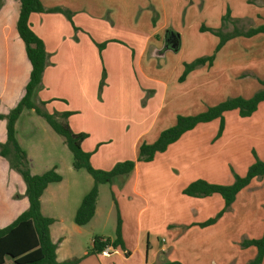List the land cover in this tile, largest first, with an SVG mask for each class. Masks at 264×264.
<instances>
[{"label":"crops","instance_id":"0c3cea01","mask_svg":"<svg viewBox=\"0 0 264 264\" xmlns=\"http://www.w3.org/2000/svg\"><path fill=\"white\" fill-rule=\"evenodd\" d=\"M40 1L45 8L59 6L74 9L75 12L73 25L77 30H74L68 19L60 13L35 12L30 14V26L44 41L46 49L60 52L61 58L69 59L73 57L71 52H74L75 57H77V51H91L94 54L98 52L95 43L106 41L101 52V60L109 72L107 90L104 89L107 91L106 100L104 96V101H95L89 106L91 100L88 99L85 108H89V113L98 119L97 123H100V128L104 129L105 123L110 132L117 131V133L113 138L108 133L104 134L106 137L100 138L99 134V137L93 139L94 147L91 148L84 147L87 139L81 144L85 151L91 152L90 159L98 155V163L101 164L99 167L104 169H110L115 162H118L115 161L117 160L115 159L116 152L109 149L104 151L106 147L124 148L126 145L128 149L124 158L134 159L141 142H153L160 131L166 128L164 127L166 121H170L173 125L177 115L197 114L227 97L248 98L261 87L258 79L264 80V33H257L250 37L237 36L228 40L215 53L211 66L204 64L196 67L187 74L183 82H180V85H185L192 78L187 94H168L169 84L176 85L175 80H178L181 74L178 70L181 65V56L171 67L168 66L169 64L161 65L160 60L157 70H154L156 65L152 61L156 56H161L160 50L163 45L164 48L173 50L165 46V34L168 30L174 31L179 38L178 49L174 51H179L181 45L188 42L193 49L198 51L202 47L205 48L194 58L210 55L211 53L206 52L209 50L213 52L218 37L208 31H200V27L214 29L221 27L223 31H231L234 25L241 31L257 27L264 23V0ZM18 7L17 0H4L0 9V51L11 59L10 57L14 55H9L8 49L10 51L11 45H15L19 58L27 63L24 45L16 38L14 32ZM227 13L230 20L222 23V18ZM154 15L156 16L155 22L152 21ZM80 19L97 22V27L92 29V33L88 29L89 34H87L85 27L77 22ZM178 19L190 20V22L180 26L176 22ZM242 21H248V26L240 28L238 23ZM228 25L232 28L229 29ZM188 31L189 34H187ZM9 36L11 41H9ZM146 53H149L147 57H145ZM80 55L82 56V53ZM99 57H95L96 69H98L95 84L96 80L98 81L101 64ZM55 58L56 56L50 57V64L46 67L42 79L44 88L37 93L43 100L49 99L45 92H49L50 82L57 73L53 70L57 65L56 60L51 62ZM145 62L153 63L151 64L153 68L149 72L144 70ZM116 68L119 78L118 86L123 83V87L118 90L130 89L137 94L110 93H116L112 86L114 80L110 77ZM29 69L30 66L27 64V73ZM126 74L129 77H126ZM74 81L79 83L80 79ZM96 85L92 87V94L96 93ZM110 86H112L111 89ZM65 88L66 94H72L73 91L76 94L88 93L84 90L83 84H79L78 87L70 84ZM200 89L204 91L201 92ZM147 91H152V93L146 94ZM227 94L230 95L227 96ZM19 96L21 94H12L14 98ZM2 97L3 95L0 94V101ZM78 101L79 99L77 103H74L75 108L80 106ZM46 106L50 107V104ZM103 116L107 119L104 120ZM92 122L95 120L92 119ZM224 122V129L219 138L214 139L219 119L199 123L194 129L187 131L176 142L170 144L166 151L157 153L152 161H136L121 187H118L116 182L109 184L110 192L113 193L117 202L122 221V237L126 250L129 251L128 255L117 247L107 249L106 254L86 255L87 251H85L80 257L60 259L58 253L62 239L60 237L57 241L54 240L51 233V226L56 223L57 218L44 213V210L46 206L54 202V196L49 194V189L53 184L63 182V176L57 164L53 163L45 167L49 169L55 166V170L62 176L59 182L49 183L40 197L42 213L54 218V222L50 225V235L52 240L57 242V260L80 258L79 262L73 264H94L93 259L100 256L108 260L114 258V264H168L173 260H178L183 264H246L253 259L257 252L256 247L251 245L242 248L240 242L243 239L259 238L264 232V176L252 179L236 194L234 201L222 216L215 223L205 227H200L197 223L214 216L223 208L222 197L214 193L203 198L188 199L189 196L183 194L185 196H181L183 201L179 200L182 189L195 180L193 178H202L211 183L231 184L234 180L232 170L240 176L245 175L254 157L251 154V156L235 158L239 154L237 150L239 140L236 141L235 138L251 140L252 144L259 146L255 147L257 156L264 159V101L260 102L257 110L248 117H240L237 110L224 112ZM131 129L136 130L133 138L129 144L123 145L121 138ZM227 135L228 139H226ZM183 137L187 138L183 139ZM3 138L4 136L0 137V140ZM103 140H107L109 144ZM98 142L100 143L97 144ZM182 156L193 157L190 167H183L182 173L174 167H168V157L173 159ZM157 159L161 160L158 163L160 166L151 168L150 165ZM0 161L4 168L8 167L13 171L4 158L0 157ZM31 167L32 173L37 172L33 168L34 165L33 169ZM185 174L191 179L185 181ZM12 179L16 187H11L6 195L1 193L0 188V227L10 223L28 207L24 182L17 173L12 174ZM160 180H164L165 185L159 188V194L170 201L168 203L167 200L166 203L163 202V206H158L163 211L160 215V227L168 237L166 240L156 239L151 245L148 240L139 235L140 230H138L134 239L128 240L124 233V220L134 222L139 227L142 217H151L152 213H156V209L148 212L151 206L149 197L152 194L149 188ZM92 185L93 179L75 199V211ZM101 185L98 186V198ZM98 198L94 216L87 224L97 219ZM44 201H46V206H44ZM159 202H161L160 199ZM113 207L115 208L114 201Z\"/></svg>","mask_w":264,"mask_h":264},{"label":"trees","instance_id":"16d2710c","mask_svg":"<svg viewBox=\"0 0 264 264\" xmlns=\"http://www.w3.org/2000/svg\"><path fill=\"white\" fill-rule=\"evenodd\" d=\"M17 2L19 7L14 22V32L16 38L24 45L27 63L24 59L19 58V60L21 59L22 66L18 63V68H16L19 75L23 76L26 73V79L24 81L23 93L18 99L14 98V102L16 103L7 111H0V122L2 120L5 122L4 138L0 140V157L7 160L6 158L11 155L13 156L12 162L7 161L9 167L21 177L25 184L28 207L19 213L10 223L0 227V264H73L79 262L80 258L63 261L57 260V242H54L50 235V225L54 222V218L44 215L41 211V195L49 183L59 182L62 176L55 170V166L39 174H34L29 170L26 152L21 148L16 138L15 129L16 121L24 110H33L46 121L55 133L62 136L68 150L72 154V168L76 170L83 168L93 179L92 187L82 197L73 217L74 223L81 226L87 224L94 216L99 191L98 186L100 184H112L116 182L118 187H121L125 182L126 176L132 171L136 161H152L157 153L166 151L170 144L176 142L187 131L194 129L199 123H207L214 119H219L214 139L219 138L225 124L224 112L237 110L240 117H248L257 110L259 103L264 101V80L258 79L261 87L248 98L242 96L228 97L197 114L177 115L175 124L161 130L153 142H142L139 145L136 159L118 161L110 169L95 168L90 162L91 152L85 151L81 146L86 134L73 132L66 121L61 120L67 118L71 112H49L46 109L48 101L41 100L40 98L37 101L33 99L35 92L37 93L44 88L42 78L46 67L50 64V54L46 51L44 41L32 30L29 22L30 14L35 12L61 13L71 22L74 30H77L71 20V11L59 6L45 8L40 0H17ZM3 4L4 0H0V9ZM229 20V14L227 13L223 16L222 23ZM152 21H156L155 15ZM200 31H208L214 34L218 37V42L210 55L200 56L191 62L183 63V70L177 80L179 83L183 82L187 74L196 67L204 64L211 66L215 53L228 40L237 36L250 37L257 33H264V23L257 27L249 28L246 31L239 30L235 25L231 31H223L221 27L214 29L205 26H201ZM9 41H11V37ZM95 44L101 58V52L106 45V41ZM10 58H14V56ZM8 60L10 61L11 59ZM27 64L30 66L28 73ZM101 74L98 94L102 92L101 85L105 83V79L107 78L104 66H102ZM150 92L152 93V91H149L146 94ZM3 98L4 95L1 101ZM252 155L254 161L249 165L244 176H240L232 170L234 180L231 184L211 183L205 179L198 178L188 183L182 189V194L195 198H203L218 193L224 201V206L220 211L205 221L197 223L198 226L205 227L215 223L230 207L236 194L242 188L247 186L252 179L264 176V159H260L254 150H252ZM111 196L116 211L115 236L111 239L102 235H94L91 240V247L88 248L86 255H98L106 249H116L117 247L125 251L126 255L129 254L122 237V221L117 202L113 193H111ZM251 245L256 247L257 252L254 258L246 264H263L264 232L259 238L243 239L240 242L242 248ZM168 264L183 263L173 260Z\"/></svg>","mask_w":264,"mask_h":264},{"label":"rangeland","instance_id":"374dc122","mask_svg":"<svg viewBox=\"0 0 264 264\" xmlns=\"http://www.w3.org/2000/svg\"><path fill=\"white\" fill-rule=\"evenodd\" d=\"M72 5L73 2H71ZM71 11V20L74 24V9L67 8ZM61 14V13H60ZM77 14V13H76ZM138 14V13H137ZM63 15V14H62ZM64 16V15H63ZM90 18V17H89ZM69 21V20H68ZM76 21V20H75ZM70 22V21H69ZM79 24H82V27H85V32L89 34L88 29L90 33H92V29L96 28L97 22H93L91 20L87 19H80L77 20ZM179 23L180 26L186 25L190 22V20L185 19H178L176 21ZM71 23V22H70ZM248 21H242L238 23L240 28L247 27ZM229 29L232 28L231 25H228ZM83 29V28H82ZM40 31H42L40 29ZM189 34V31L188 33ZM91 35V34H90ZM205 48L202 47L200 51H204ZM48 54H50V57L56 56L55 59H53L51 62H54L56 60V67L53 68V70L57 71L56 75L53 77L51 84V88L49 92H45V94H48V98L44 101H48L46 105L50 104L49 106H46V109L49 112H64L69 111L71 112L67 118L61 119L63 121H66V123L69 125L70 129L75 133H85L87 139L84 143L85 148H91L94 147L93 139L96 137L100 138L106 137L104 134L108 133V135H111L113 138L115 133L117 131L110 132V130L107 129L106 124L104 123V129L100 128V123H97L98 119H95L89 112V108H85V106L89 101L92 105V102H102L104 101V96L106 100L107 95V86L108 81L107 78L105 79V83L102 84V92L98 94V87L100 78L102 76V66H106L104 62L99 57V53L95 52L92 54L91 51H82V52H76L77 57L74 56V52L72 53V58L65 59L61 58L60 52H55L53 50L46 49ZM151 51V49H150ZM200 51L193 49L189 45L188 42L181 45V48L179 51H174L171 49L164 48V45L162 46L160 53L161 56H156L155 59L152 61L155 62L154 70L159 69V61L161 60V65L165 66V64H169L168 66L171 67L175 63V60L179 56L182 57L181 65L179 70L182 72L183 70V63L184 62H191L194 60L195 56L200 53ZM9 55H14V58H11V60H8V57L4 56V54H0V94L4 95L3 100L0 102V111H7L10 109L16 102H14V97H12V94H22L24 91V81L26 79V73L24 75H19L17 68L18 63L20 66H22L21 59L19 60L18 51L15 45H11L10 51L8 49ZM82 53V56L80 55ZM138 53V52H137ZM208 53H212V50H209ZM149 53H146V56ZM59 55V56H58ZM81 56V57H80ZM95 57H99L100 60V68H99V74H98V81L96 80L95 84V77H96V64L97 61H95ZM16 58V59H15ZM189 60V61H188ZM146 61V60H145ZM151 63L145 62L143 64L144 70L150 71ZM17 67V68H16ZM169 70L168 68H164ZM5 71V72H4ZM107 74L109 73L106 69ZM129 72V70H128ZM178 72V71H177ZM117 68L114 69L113 74L111 73V78L114 80V83H112V86L115 88V92H110L111 94H137L133 90L130 89H120V87H123V83L121 86L119 85V78L117 77ZM128 74V73H127ZM125 75L126 77H129L128 75ZM177 74V73H176ZM22 76V78H21ZM108 77V76H106ZM43 79V78H42ZM80 82L82 80V83L75 82L74 80H79ZM192 78L189 79V81L185 85H180V83L175 80L176 85H172V83L169 84V91L168 94H187V90H190V81ZM112 81V80H111ZM72 86L78 87L79 84H83L84 90H86V94H76L74 91L72 94H66L65 87L66 86ZM96 85V93L92 94V87ZM147 85V84H146ZM110 86V89L111 87ZM118 86V88H117ZM176 86V87H173ZM148 88V87H147ZM82 89V88H80ZM106 89V90H104ZM109 89V90H110ZM118 90V91H117ZM199 91H204L203 89H200ZM149 91H147L148 93ZM38 93V92H37ZM35 92L33 99L37 101L39 98V95ZM151 93V92H150ZM149 93V94H150ZM230 94H227L229 96ZM228 98V97H227ZM18 99V98H15ZM79 99V107L75 108L74 103H77V100ZM43 100V99H41ZM210 100V99H209ZM72 101V102H69ZM211 101V100H210ZM84 106V107H83ZM88 106V107H89ZM41 107V106H40ZM193 112H197L196 110H191ZM165 112V111H163ZM188 115L187 113H185ZM170 117V116H169ZM92 119L95 120V122H92ZM103 119H107L106 116H103ZM3 122V123H2ZM0 122V137H3L5 134V122L2 120ZM174 125V124H173ZM170 121H166L164 123V127H171ZM209 128V127H208ZM16 138L21 146V148L26 152L27 156V166L30 170V166L33 167L37 172L34 173H40L44 171L45 167H49L53 163L57 164L59 167L60 174L63 176V182L53 184V186L49 189V194L51 193L54 196V202L46 206V201H44V206H46L44 213H49L50 215H53L57 218L56 223H54L51 226V233L54 240H58L61 237L62 244L59 249L58 255L62 258L67 257H80L84 254L85 251L89 247H91V240L94 235H102L105 237H114L115 233V225H116V211L113 207V200L111 198V192L109 189V184H102L100 187L99 192V198H98V215L97 219L89 224L85 225H76L73 221L74 213H75V199L79 195V193L85 188L87 183L89 181H92V177L83 169H73L72 168V154L68 150L64 138L57 133H55L50 126L46 123V121L39 117L33 110H24L20 116L18 117L16 124ZM218 129V128H217ZM163 130V129H162ZM136 130L131 129L129 132H125L124 135L121 138V142L124 144H129L131 139L133 138V135ZM113 133V134H110ZM199 133H202L199 131ZM187 136V135H185ZM187 137H183V139H186ZM229 136L227 135L228 139ZM234 138V137H233ZM84 139V140H85ZM238 142L237 150L239 154L235 158H243L251 156L252 150L255 151V147H259L255 144H252L251 140L243 139V138H235ZM248 141V142H247ZM103 142H109L107 140H103ZM144 142V141H143ZM98 142L97 144H99ZM142 143V142H141ZM96 144V145H97ZM105 145V144H104ZM124 148L116 147V148H109L106 147L104 149L107 150H114L116 152L115 161H123L125 160V154L127 153L126 150L128 149V146L124 145ZM96 147V146H95ZM256 153V152H255ZM29 156V157H28ZM137 154L134 159H136ZM98 155L95 156L93 159H90L91 164L95 168L104 169L102 167H99L101 164H99ZM8 161H13V156H9L6 158ZM119 159V160H118ZM193 157L189 156H182L178 158L168 157L167 161L169 163L168 167H174L177 170H179L181 173L184 171L183 167H190V164L192 163ZM6 160V161H7ZM7 161V162H8ZM159 161L160 159H157L155 162H153L150 167L151 168H157L160 166ZM142 162V161H141ZM116 163V162H115ZM114 163V164H115ZM9 164V163H8ZM113 164V165H114ZM47 165V166H46ZM107 165V164H105ZM31 167V168H32ZM32 168V169H33ZM169 168V169H170ZM34 171V170H33ZM186 171V170H185ZM189 171V170H188ZM16 174L15 172L8 169V167L3 166L2 161H0V188L1 193L3 195H6L7 191L11 189V187H16L15 183L12 179V174ZM197 174H199L197 172ZM187 175L185 174L184 180L187 181ZM197 179V178H193ZM183 181V180H180ZM193 181V180H192ZM164 180L158 181L155 185L151 186L149 188L150 191H152L151 196L149 199H151L150 203L151 206L148 210H154L156 209V213H152L153 215L146 216V218L142 217L140 220L139 227L135 225V223L130 222L128 220H124L125 226H124V233L126 238L129 240L134 239V236L136 235L137 231L140 230L139 235L143 236L145 240H148L149 244H154V241L156 239H163L166 240L168 235L163 231V228L160 227V215L162 214V209L158 206H163V202L167 201L168 199L164 197L163 195L159 194V188L164 186ZM48 195V194H47ZM185 197L182 193H180V199ZM188 199L191 197H187ZM159 199L161 202H159ZM193 199V198H192ZM180 201V202H182ZM166 203V202H165ZM168 203L170 201L168 200ZM123 208V204L121 206ZM164 243V242H163ZM162 243V244H163ZM69 255V256H67ZM94 264H114V258L111 260H108L106 258H102L98 256L96 259L94 258ZM115 261L118 260L115 258ZM90 264V263H89ZM116 264V263H115Z\"/></svg>","mask_w":264,"mask_h":264},{"label":"water","instance_id":"95a60500","mask_svg":"<svg viewBox=\"0 0 264 264\" xmlns=\"http://www.w3.org/2000/svg\"><path fill=\"white\" fill-rule=\"evenodd\" d=\"M179 45L178 35L174 31H166L165 34V46L170 47L173 50H177Z\"/></svg>","mask_w":264,"mask_h":264},{"label":"built area","instance_id":"2783aa9c","mask_svg":"<svg viewBox=\"0 0 264 264\" xmlns=\"http://www.w3.org/2000/svg\"><path fill=\"white\" fill-rule=\"evenodd\" d=\"M106 253H107V249L102 252V254H106Z\"/></svg>","mask_w":264,"mask_h":264}]
</instances>
